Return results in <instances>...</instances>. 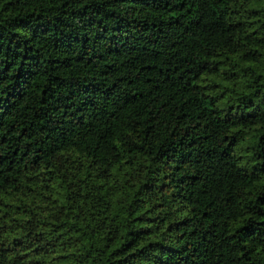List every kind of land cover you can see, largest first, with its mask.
Listing matches in <instances>:
<instances>
[{
	"label": "trees",
	"instance_id": "trees-1",
	"mask_svg": "<svg viewBox=\"0 0 264 264\" xmlns=\"http://www.w3.org/2000/svg\"><path fill=\"white\" fill-rule=\"evenodd\" d=\"M0 264H264V0H0Z\"/></svg>",
	"mask_w": 264,
	"mask_h": 264
}]
</instances>
